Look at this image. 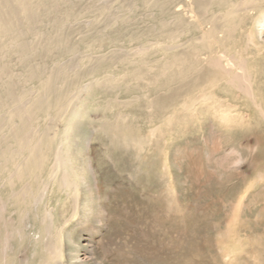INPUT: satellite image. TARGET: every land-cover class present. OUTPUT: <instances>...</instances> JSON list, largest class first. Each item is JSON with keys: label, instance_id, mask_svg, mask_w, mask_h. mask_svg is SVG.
I'll use <instances>...</instances> for the list:
<instances>
[{"label": "rangeland", "instance_id": "obj_1", "mask_svg": "<svg viewBox=\"0 0 264 264\" xmlns=\"http://www.w3.org/2000/svg\"><path fill=\"white\" fill-rule=\"evenodd\" d=\"M227 7L0 0V264H264V121L191 111L192 52L244 47Z\"/></svg>", "mask_w": 264, "mask_h": 264}, {"label": "bare ground", "instance_id": "obj_2", "mask_svg": "<svg viewBox=\"0 0 264 264\" xmlns=\"http://www.w3.org/2000/svg\"><path fill=\"white\" fill-rule=\"evenodd\" d=\"M224 1L228 2V7L220 16L225 19L223 24L227 22L229 27L226 28L224 25L220 27L226 29V34L231 31L234 32L238 26L237 23L244 21L245 18L250 19V26L244 32L243 36L244 47L235 48L227 46L223 50H218L207 42V44L204 45L208 47L206 53L200 52L199 49H195V51L192 52L191 60L194 64L191 66V75L197 77L196 74H199L203 67L202 65L205 64L207 69V83L205 86H198L196 90L192 92L191 111L193 114H196L198 110L202 109L206 114H210L219 122H223L227 125L229 124V126L243 122L244 118L251 117L253 113H256L257 116L264 121V97L260 95L261 92H264V0ZM215 29L216 28L213 26L208 32L204 33L205 37L216 34L217 31ZM203 55L205 56L204 58L202 57ZM199 56L202 57L201 61ZM198 62H204L199 70L195 69V64L198 65ZM198 77L200 78V75H198ZM13 109L11 111H13ZM18 109L19 111L22 110L19 106ZM66 129H69V125L66 126ZM24 137L26 138V136ZM36 146L30 147L28 155L25 156L26 160L39 157L38 160L42 162L46 159L41 153L35 151L36 148L34 147ZM60 161L63 160L60 159ZM18 169L17 171H19ZM29 171L31 172L30 169ZM51 176L52 173H49L47 179ZM60 178L65 181L64 185H67L66 180L68 177L63 175ZM47 185L45 181V187L41 192L38 191L37 187L27 185L26 191H31L35 199H41L47 192ZM73 204L74 209H77L79 206L78 195L74 196ZM52 209L46 208L44 215L52 216ZM4 212L5 206L0 204L1 253L5 251V248L8 246L14 234L19 236L22 235L19 226L13 225L15 229L12 230H6V228H4L7 222ZM57 253H59V256ZM61 253L62 252H60L58 248V252L56 251L55 254L57 258L60 257ZM51 256L56 259V256Z\"/></svg>", "mask_w": 264, "mask_h": 264}]
</instances>
